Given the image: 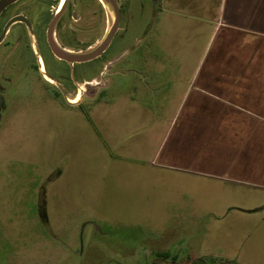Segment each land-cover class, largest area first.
<instances>
[{
	"label": "rangeland",
	"instance_id": "1",
	"mask_svg": "<svg viewBox=\"0 0 264 264\" xmlns=\"http://www.w3.org/2000/svg\"><path fill=\"white\" fill-rule=\"evenodd\" d=\"M119 1L127 7L110 48L90 63L92 83L81 79L68 101L36 85L7 97L0 264H264V193L169 168L157 152L175 100L165 104L159 83L151 90L133 74L140 25L141 67L157 70L164 84L165 74L181 69L175 77L183 81L204 62L231 67L208 55L217 24L241 0ZM78 5L77 20L69 11L59 25L58 42L87 53L115 15L103 0ZM125 48L126 83L110 88ZM176 87L175 97L184 89Z\"/></svg>",
	"mask_w": 264,
	"mask_h": 264
},
{
	"label": "crops",
	"instance_id": "2",
	"mask_svg": "<svg viewBox=\"0 0 264 264\" xmlns=\"http://www.w3.org/2000/svg\"><path fill=\"white\" fill-rule=\"evenodd\" d=\"M240 2L231 6L230 19L217 24L208 55L230 59L231 67H206L204 62L183 81L175 77L181 69L162 73L169 77L164 84L157 70L141 67L143 55L137 44L144 43V31L140 25L133 43V74L151 90L159 83L165 104L175 100L172 126L157 152L169 168L264 193V16H257L259 11L264 13V6L260 10L249 0ZM251 11L253 15L247 14ZM126 49L123 66L109 73L110 88L126 83L132 63ZM177 85L184 89L175 97Z\"/></svg>",
	"mask_w": 264,
	"mask_h": 264
},
{
	"label": "flooded vegetation",
	"instance_id": "3",
	"mask_svg": "<svg viewBox=\"0 0 264 264\" xmlns=\"http://www.w3.org/2000/svg\"><path fill=\"white\" fill-rule=\"evenodd\" d=\"M78 1L18 0L0 13V119L7 106V97L14 91L28 90L36 85L55 99L59 95L68 101V93L76 91L81 79H87L88 85L92 83L95 70L90 63L100 58L111 45L101 56L84 63L70 64L58 58L54 51L59 47L69 53L84 54L69 50L58 42V27L66 13L70 11L71 19L77 20ZM115 1L121 24L122 12L127 6ZM138 6L144 8L146 5Z\"/></svg>",
	"mask_w": 264,
	"mask_h": 264
},
{
	"label": "water",
	"instance_id": "4",
	"mask_svg": "<svg viewBox=\"0 0 264 264\" xmlns=\"http://www.w3.org/2000/svg\"><path fill=\"white\" fill-rule=\"evenodd\" d=\"M16 1H18V0H0V13L7 6L15 3ZM103 1H105L107 4H109L113 7V11H114V15H115V21L113 23V26L111 27L109 33L107 34V36L105 37L103 42L93 51H90V52L84 53V54H73V53H69V52L62 50L59 47H58V50L54 48V51H55L56 55L58 56V58L66 60L70 64L84 63V62H88V61H91V60L98 58L108 49V47L111 45L115 35L117 34V32L120 28V11H119V8H118L115 0H103ZM59 15L60 14H58V17H59ZM54 23H55V20L52 23L51 28L53 27Z\"/></svg>",
	"mask_w": 264,
	"mask_h": 264
},
{
	"label": "bare ground",
	"instance_id": "5",
	"mask_svg": "<svg viewBox=\"0 0 264 264\" xmlns=\"http://www.w3.org/2000/svg\"><path fill=\"white\" fill-rule=\"evenodd\" d=\"M76 101V100H75ZM72 103H76V102H72Z\"/></svg>",
	"mask_w": 264,
	"mask_h": 264
},
{
	"label": "trees",
	"instance_id": "6",
	"mask_svg": "<svg viewBox=\"0 0 264 264\" xmlns=\"http://www.w3.org/2000/svg\"><path fill=\"white\" fill-rule=\"evenodd\" d=\"M165 256H167L168 257V255L166 254Z\"/></svg>",
	"mask_w": 264,
	"mask_h": 264
}]
</instances>
